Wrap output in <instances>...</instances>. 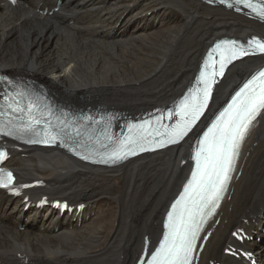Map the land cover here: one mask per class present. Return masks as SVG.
Returning a JSON list of instances; mask_svg holds the SVG:
<instances>
[{
  "label": "bare ground",
  "instance_id": "obj_1",
  "mask_svg": "<svg viewBox=\"0 0 264 264\" xmlns=\"http://www.w3.org/2000/svg\"><path fill=\"white\" fill-rule=\"evenodd\" d=\"M251 35L264 37V25L198 0H0V71L32 74L69 102L98 100L137 115L178 97L212 41ZM263 64L254 57L231 66L210 111ZM250 132L198 264H248L222 254L237 228L252 237L241 246L264 264V111ZM191 139L110 170L56 149H13L6 167L17 182L44 187L14 198L0 191V264H132L144 237L151 249L160 235L190 168L181 161ZM42 196L83 208L60 215L35 206Z\"/></svg>",
  "mask_w": 264,
  "mask_h": 264
},
{
  "label": "snow or ice",
  "instance_id": "obj_2",
  "mask_svg": "<svg viewBox=\"0 0 264 264\" xmlns=\"http://www.w3.org/2000/svg\"><path fill=\"white\" fill-rule=\"evenodd\" d=\"M264 50V45H260ZM223 67V64L221 65ZM264 77V72L260 73ZM245 87H248L246 85ZM233 106H229V110ZM258 107H264V90L260 95H253L248 97L237 109L234 115H229L228 119L222 120L220 124H214L213 128L205 133V138L201 142L202 147L198 153V164L200 165L199 172L193 173V180L186 186L185 192L198 189L197 194L201 200L211 202L212 197L219 192L217 181L213 176L219 177L221 172L227 171V164L229 162L228 151L231 147V141L234 139L233 129L246 127V124L237 123L245 118H250ZM229 110H226L228 112ZM224 116L225 114H221ZM180 127L179 125L177 126ZM187 131V128L180 129L177 136H182ZM169 142H176L170 140ZM163 143V142H162ZM211 169V170H209ZM11 178V174H8ZM199 177V179H197ZM222 183V182H221ZM180 201L173 205L175 210ZM191 215L190 209H185L178 214L179 222H174L170 226V232L165 235V239L161 242L160 248L152 254V260L148 264H187L188 253L192 248V240L195 238V232H191L184 221V212ZM173 214L169 213V219H172ZM166 227H169L166 225Z\"/></svg>",
  "mask_w": 264,
  "mask_h": 264
},
{
  "label": "rangeland",
  "instance_id": "obj_3",
  "mask_svg": "<svg viewBox=\"0 0 264 264\" xmlns=\"http://www.w3.org/2000/svg\"><path fill=\"white\" fill-rule=\"evenodd\" d=\"M51 47H53V45H51ZM50 50V48H43L42 49V52H43V54H47V52ZM106 68V67H105ZM19 73H21V72H19ZM93 73H96L95 71L93 72ZM106 74V73H105ZM108 74V73H107ZM107 74L104 76L105 78L107 77ZM93 76L94 77H96V78H100V79H104V77L103 76H101L100 74L98 75V74H93ZM68 101V100H67ZM94 101H97V102H100V103H102V104H104L103 102H101V101H98V100H94ZM71 102V101H70ZM106 105H110V104H106ZM111 106H114V105H111ZM116 107V106H115ZM117 108H119V107H117ZM120 109V108H119Z\"/></svg>",
  "mask_w": 264,
  "mask_h": 264
}]
</instances>
